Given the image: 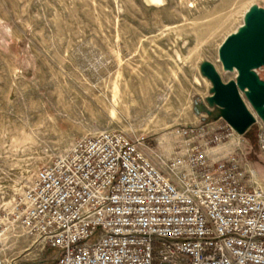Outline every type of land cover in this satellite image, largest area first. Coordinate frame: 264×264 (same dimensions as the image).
Returning <instances> with one entry per match:
<instances>
[{
	"label": "rangeland",
	"instance_id": "374dc122",
	"mask_svg": "<svg viewBox=\"0 0 264 264\" xmlns=\"http://www.w3.org/2000/svg\"><path fill=\"white\" fill-rule=\"evenodd\" d=\"M252 5L264 8V0H0V256L40 264L56 255L9 228L6 215L37 169L75 139L123 131L151 156L169 157L173 128L222 125L201 67L235 79L222 70L218 47ZM256 72L264 80V68ZM255 119L224 148L239 146L240 166L263 185Z\"/></svg>",
	"mask_w": 264,
	"mask_h": 264
},
{
	"label": "built area",
	"instance_id": "2783aa9c",
	"mask_svg": "<svg viewBox=\"0 0 264 264\" xmlns=\"http://www.w3.org/2000/svg\"><path fill=\"white\" fill-rule=\"evenodd\" d=\"M234 133L177 126L169 157L123 131L75 139L37 169L7 226L54 250L40 264H264V184L239 146L225 150Z\"/></svg>",
	"mask_w": 264,
	"mask_h": 264
},
{
	"label": "water",
	"instance_id": "95a60500",
	"mask_svg": "<svg viewBox=\"0 0 264 264\" xmlns=\"http://www.w3.org/2000/svg\"><path fill=\"white\" fill-rule=\"evenodd\" d=\"M223 71L235 72V79L223 82L209 63L201 67L213 85L209 101L221 108V116L238 134H243L255 117L241 97L243 93L264 132V80L256 72L264 68V8L252 5L243 15L238 28L228 34L218 47Z\"/></svg>",
	"mask_w": 264,
	"mask_h": 264
},
{
	"label": "bare ground",
	"instance_id": "6f19581e",
	"mask_svg": "<svg viewBox=\"0 0 264 264\" xmlns=\"http://www.w3.org/2000/svg\"><path fill=\"white\" fill-rule=\"evenodd\" d=\"M150 1H160V0H150ZM248 9H246L245 10V12L247 11ZM224 40V39H223ZM113 91V95H112V100H113V102L115 103V104H117L118 102V100H117V96H118V94L120 93V91H119V89H118V84H116L115 82L113 83V89H112ZM119 91V92H118ZM211 104H214L212 101H209ZM128 104H126L125 106H124V108L123 109H125V111H130L131 110V108L129 107V106H127ZM245 105H246V103H245ZM218 107V106H217ZM246 107H247V105H246ZM220 108V107H219ZM114 109V108H113ZM221 109V108H220ZM247 109H248V107H247ZM249 110V109H248ZM250 111V110H249ZM251 112V111H250ZM252 113V112H251ZM253 113H254V111H253ZM252 113V114H253ZM253 116L255 117V113L253 114ZM233 143H234V141H233ZM253 179L254 180H256L257 181V183H258V186L259 187H262L263 185H262V183L258 180V176H257V174L255 173L254 175H253ZM6 230V229H5Z\"/></svg>",
	"mask_w": 264,
	"mask_h": 264
},
{
	"label": "trees",
	"instance_id": "16d2710c",
	"mask_svg": "<svg viewBox=\"0 0 264 264\" xmlns=\"http://www.w3.org/2000/svg\"><path fill=\"white\" fill-rule=\"evenodd\" d=\"M253 125V124H252Z\"/></svg>",
	"mask_w": 264,
	"mask_h": 264
}]
</instances>
